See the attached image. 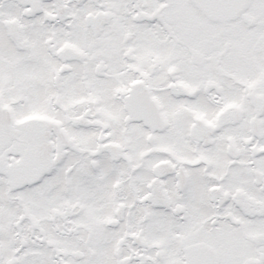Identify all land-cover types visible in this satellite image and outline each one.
I'll return each instance as SVG.
<instances>
[{
  "label": "snow or ice",
  "instance_id": "1",
  "mask_svg": "<svg viewBox=\"0 0 264 264\" xmlns=\"http://www.w3.org/2000/svg\"><path fill=\"white\" fill-rule=\"evenodd\" d=\"M0 264H264V0H0Z\"/></svg>",
  "mask_w": 264,
  "mask_h": 264
}]
</instances>
